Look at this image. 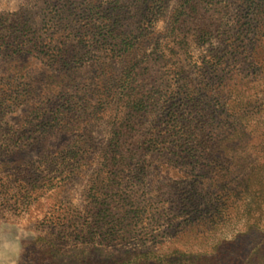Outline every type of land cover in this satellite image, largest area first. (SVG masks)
I'll return each instance as SVG.
<instances>
[{
  "label": "rangeland",
  "instance_id": "1",
  "mask_svg": "<svg viewBox=\"0 0 264 264\" xmlns=\"http://www.w3.org/2000/svg\"><path fill=\"white\" fill-rule=\"evenodd\" d=\"M150 3L0 0V264H264V206L187 208L219 183L170 122L195 87L193 125L264 159V8L236 39L241 0Z\"/></svg>",
  "mask_w": 264,
  "mask_h": 264
},
{
  "label": "trees",
  "instance_id": "2",
  "mask_svg": "<svg viewBox=\"0 0 264 264\" xmlns=\"http://www.w3.org/2000/svg\"><path fill=\"white\" fill-rule=\"evenodd\" d=\"M148 1L152 3L155 0ZM241 2V6L247 14L244 22L238 28L236 39L242 35L248 34L252 37L258 38V30L262 27L264 22L262 15H259V13L261 14L263 12L262 9L264 8V0H241ZM80 9L82 10V6ZM44 54L49 55L47 52H44ZM193 92L195 93V87L192 86L191 88H189V86H185V89L180 92L183 97L179 100L183 102L184 106H182L183 108L180 110L182 112L181 114H170L172 130L178 141H185L189 143L191 141V143L198 145V147L194 148L196 150L188 152L185 157L192 159L190 164L193 165V168L198 166L200 160H202L201 165L204 167L203 170L205 173L207 175L210 174V180L213 179L214 183L217 181L219 184L216 185V191L209 189L211 186H215L211 185V182L200 187L199 192L192 189V191L188 193L185 198L186 206L189 210H192V212L195 213V216L197 214L201 215L203 212L205 220L212 222L215 219L224 217L225 209L231 204L236 203L239 205H246L245 207H248L251 210H246L248 211L246 214H250L251 212L250 216H252V214L254 215L255 213H258L256 218H252L254 219V222H252L254 229L259 226V220L261 221V217L263 216L264 164L261 163L262 160H264L262 159L263 153L254 150V146L250 147L252 150H248L246 148L248 144L242 145L241 143H237L233 148L231 146H224L225 143H228L231 140L233 142L235 136L232 135V138L230 139L219 138L221 132H215L212 129L204 130L201 129V127L199 128L196 124L193 125L194 123L192 122L197 121V119L193 118L192 114L193 111H197V100L199 98L196 97ZM2 97L3 93L0 94V99ZM215 105L209 106L211 117L206 116L203 120L206 126H208L210 121L212 122L215 115L217 117H228V112L226 108L224 109L227 104L222 103L216 107L217 109H215ZM1 106L2 104H0V108H2ZM41 122H43V119ZM197 128H199V130H203L205 132V136L199 137L197 134ZM216 136L218 137L217 144L211 147V149H207L206 143L204 142L208 143ZM18 150L19 149H16L13 153H17ZM214 154L216 157L223 156L224 158L229 155L230 157L236 155L239 159H243L236 163L235 166L231 165L232 163L229 161H227V163H223V165L222 163H218L217 165L212 166V161L216 160H214ZM246 160L250 161L244 164V161Z\"/></svg>",
  "mask_w": 264,
  "mask_h": 264
}]
</instances>
